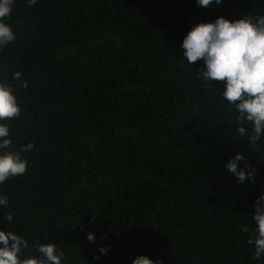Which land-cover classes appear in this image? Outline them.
Wrapping results in <instances>:
<instances>
[{
  "label": "trees",
  "instance_id": "16d2710c",
  "mask_svg": "<svg viewBox=\"0 0 264 264\" xmlns=\"http://www.w3.org/2000/svg\"><path fill=\"white\" fill-rule=\"evenodd\" d=\"M246 13H264V3L16 0L0 79L22 108L10 121L14 142L34 148L26 173L2 187L16 217L0 228L30 248L57 244L64 264H131L139 254L163 264H264L247 243L264 192V144L239 135L221 85L197 79L202 62L189 65L180 51L194 24ZM17 70L27 88L11 80ZM237 152L255 166V183L225 169Z\"/></svg>",
  "mask_w": 264,
  "mask_h": 264
},
{
  "label": "clouds",
  "instance_id": "9594fccd",
  "mask_svg": "<svg viewBox=\"0 0 264 264\" xmlns=\"http://www.w3.org/2000/svg\"><path fill=\"white\" fill-rule=\"evenodd\" d=\"M32 7L38 0H26ZM199 7L220 5L223 0H194ZM264 3V0H261ZM16 0H0V50L16 39L8 23ZM180 51L185 62L196 65V78L205 84L221 85L220 96L237 113L239 135L249 145L264 144V13H246L236 19L218 16L214 21L194 24L183 36ZM12 81H19L27 88L23 74L17 70L11 74ZM22 108L15 88L7 80L0 79V225L13 221L16 212L10 207V198L2 187L10 179L23 176L28 168L26 153L34 144L16 145L10 121L20 117ZM241 164L243 166L241 167ZM239 184L255 183L256 168L240 152L231 156L225 164ZM251 219L254 227L247 243L254 248L253 259H264V192L254 199ZM242 231L249 232L248 226ZM86 239L95 243L96 234L86 232ZM106 239V237H103ZM29 250L30 253L29 254ZM112 250L111 245L98 246L93 259L99 261ZM65 253L53 242H34L31 245L22 235L0 228V264H64ZM131 264H163L146 255L135 256Z\"/></svg>",
  "mask_w": 264,
  "mask_h": 264
}]
</instances>
